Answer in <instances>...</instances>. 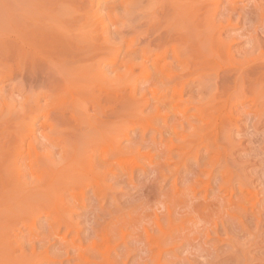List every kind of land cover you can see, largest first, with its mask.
Listing matches in <instances>:
<instances>
[{"label": "bare ground", "instance_id": "obj_1", "mask_svg": "<svg viewBox=\"0 0 264 264\" xmlns=\"http://www.w3.org/2000/svg\"><path fill=\"white\" fill-rule=\"evenodd\" d=\"M109 2H111V4ZM241 2L242 0H3V1L1 0L0 1V71L1 70L6 71L7 80L10 79L14 81L15 79V82H11V83H9L10 81L6 82V83L11 84V85L7 84V87L10 86L9 89L5 86L0 87V146H3L2 144H5L3 146L5 147L4 150L2 147H0L3 150L0 152V153L3 152L0 155V162H1L0 170H2L1 174H3L4 176L2 177V179H5L6 181L7 180L12 181V182H8L9 185L11 184L10 187L13 186L14 185L13 182H15V185L13 186V188L15 187L14 189H16V190L13 189L14 195L18 193V191H21L20 186L23 187L22 190L27 189L28 187L26 188L24 184L28 182L26 181L25 183L22 182L23 184L21 185V183L18 184L17 181L19 180V178L21 179V177L24 176V171L22 169L24 164H27L28 161H30L31 159H35V162L38 165V171L47 176L45 177V175L41 174V176L42 175L44 176V177L42 176L44 179H42L41 181L42 177H40V181L43 182L46 178L47 180H45L46 182H44L43 184L40 181H38V183L40 182L38 184L40 186H38L36 182H34L35 185L38 187L34 188L35 185L33 184L29 186L31 187V189L32 187L34 188L32 190L30 189L32 194L30 191L25 190L26 193L28 192L29 194L30 192L29 196L31 195L34 196L33 199L34 198H39V199L45 198L43 199L45 200V202L43 201L44 204H47L46 203L47 197L48 196L51 197V194L53 193L52 195H54L56 198L55 201L57 200V202H59L60 204H63L62 208L65 205L66 209H68L69 216L68 214L67 216L69 218H67L66 216V220L71 219V215L72 214L76 215V213L79 211L80 212L84 211L85 212V214L83 213L84 215H87V213H89L88 221L90 222V225L89 223L87 225L86 223L84 224L86 226L91 227V228L88 227V231H90L93 234L92 236L94 237L98 236L97 228L99 229L100 238L98 239L102 241V246L105 244L104 248L106 247L105 250L103 249L104 251L103 250L95 251L99 254V255L97 254L98 256L96 257H94V255L96 254H93L91 252V251L94 252L95 249L93 250V248H91L90 253L89 251L88 253L91 256L93 255L92 256L93 258L92 257L91 259H88L86 257L83 258L85 255V254L83 255V253H87V250H90L89 247L93 246V245L90 246L92 240L94 242V238L92 236L88 237V239L92 237L91 240L89 239L90 243H87L89 242L88 239H87L88 241L86 240L88 249L86 248L87 250L84 249L83 251L81 243L79 244L77 243L76 245H74L73 242L67 243L66 239H65L66 242H64V236L67 231L66 228H68V225H67L68 223L65 224L67 227L65 226L66 228H64L65 231L62 236V239H59L58 237L56 239L57 242L55 238L59 236L60 234L58 235L56 231L52 232L50 229L51 227H50L47 233V239L52 238V240H55V241L53 242L51 240V243H49L50 242L49 241L50 239H49L48 240L49 242H47V245H46V249L45 248L44 249L45 251H47L48 249H51L52 247H54V244L56 242L57 244V246H55L56 254L54 257V259L55 258L56 259L55 260L50 259L51 261L47 262V264H72L75 261H78V263L82 262V264H177V263L179 264L176 258L177 254L179 253V250L182 247L184 248L185 246L189 247V245L194 246L192 244L194 243L193 241L195 240V237H193L195 235L193 232L195 231L197 234L195 236H198L196 241L203 239V241L204 240L208 242L213 241V243H215L216 249L212 248L213 246H215L214 244H210L212 245V247H211V250L209 249V252L212 251V249L214 251L218 250V252H220V250H222V247L224 249V246H230L231 248H229V250L231 251H229L228 249H225V251L223 250L224 252H222L223 253L222 255H224L226 253V250H228L229 252L227 253V256L228 254H231L230 256H232V258L235 259V262L233 261L234 264H248V263L251 264L254 262V261L253 262L248 261V260L250 261L254 260V258L251 260L252 257H249L248 253L249 251H251L249 250L251 246H253L255 249L256 247L258 248V246L256 245H258L259 240L264 237L261 234L262 230L260 229V227L263 226L262 224L264 222L263 220L264 219V208L260 207L261 205H259V203L261 204L259 198H257L259 197V195L257 196V193L254 192L255 189H252L254 188V187H251L252 183L250 182L252 181L249 180V177L247 178L248 180L244 179V177L241 176L242 170L240 171L238 169L239 167L235 168L236 165H234V168H232V171H234L235 169L234 172L237 173V170H239L241 175L235 174L237 177L235 176L236 178L233 177V179L231 177V174L233 172L230 170L231 168L230 164L228 163L226 159H228L227 157L232 156L231 154L232 150L228 152L227 147L232 143V142L230 143L231 138L229 139V137L231 136L233 137L234 134L231 136H228L227 129H226L227 131L226 133H222L225 131V125H226L225 122L223 126L224 131L220 127L221 136H223V140L222 138L221 140L224 141L223 145L225 144L223 151L218 150V148L221 149L222 147V146H218V144L219 145L222 144V141L217 140L218 142H220L218 144H216L217 141H215L217 139L216 138L217 133L215 132L216 129L206 131L207 129H211L210 126L208 125L204 126L207 124V121H205L206 124H204V121H203V124L202 123L200 124V122H198L200 124V128L199 130L197 129L198 131L197 130L196 131L197 133L200 132L199 135L202 133L201 132L202 129L207 128L205 132L203 133V134L207 133L205 135L206 138L205 136H203V134L202 136H203V141L205 142L207 140L206 142L208 144L205 145L206 146L205 152H203L202 150V153H201V150H199V148L201 146L203 147L204 145V144L202 145L201 144L202 142L200 141L202 139L201 138L202 136H199V138H201L199 139L198 136L196 135L195 138L196 139L198 138V140L201 143L199 142V144L196 146L193 145L194 147L196 148L199 147V148L196 150V153L193 159L194 161L193 163H191L192 165L190 164L189 166V167L192 166L190 174L192 172L193 176L192 175L191 176L193 178L195 176L196 178L191 179L190 181L188 180V183H187L189 185L188 192H190L189 195L186 194L189 196L188 199L183 198L186 196L184 194L188 186L186 187L182 186V188H180L182 192L180 190L178 191L176 188V183H174L175 182L174 176H173L174 182L170 184L171 186L173 185L172 187L170 186L172 189V192L167 193L168 195L163 194V196L165 197L167 195V198L165 197L164 198L170 201L171 199L169 198H171V195L173 192L178 191L179 192V193L177 192L178 195L180 193H183L182 195H179V198L177 197V199L174 198L175 195L172 196V198H174L177 201L178 199H180L181 196H182V200L184 199L182 203L180 202L177 203L176 201L173 202V204L177 203V206H178L177 209L175 207L176 205H173L174 207L172 208L174 209L170 208V210L172 209L173 212L177 210L176 213L180 215L182 213L183 214L186 213L184 215L185 218L183 216L181 219H179L181 216L177 218L173 215V217L176 218V220L183 219L182 222L177 220L176 221L177 224H176L173 221L174 220L173 217H171L172 215H170L172 210L169 211L170 213L169 212L166 213L167 209L170 206H172L171 205L172 203L170 202L171 203L170 205L169 203H167L168 204L167 205L166 201L168 202V200L164 202V199L163 201H161L159 197L162 195L161 193L162 191L160 189L162 187L161 183H165L167 179L169 180V178L163 175V172L167 170V168H169L168 165L166 164V161L170 162L172 159V158L171 159L168 158L169 153L171 154L170 157L173 155L171 152L174 150H172L171 147L172 146L174 147V145L176 146V144H174L171 140L178 138V135L177 134L175 135L173 133L174 136L176 137H172L173 139L171 140L169 139L173 143V145L171 143H170V145H172L171 147L168 145V148L166 149V151H168V155L165 154L166 151L163 152L165 149L162 150L163 147H160L161 145H159L163 143L161 142L162 141V139L160 138L161 135L159 136V138L157 137L156 138L157 140H156L155 139L156 132H155L154 133L155 135L152 136L151 138L152 134L150 133H153L154 131L152 130L151 132L150 129H149L150 135L147 134L146 132H142V134L141 132H139L141 135H140V138L137 139V141H135L133 144H130V145L129 144L122 145L124 141H128L126 139H128V134H129L128 133L129 127L127 126V124L130 122L129 120L133 119L135 123V119L138 116H140L141 121H142V117H145V116L147 117V115H152V116L154 115L155 107H154V110L152 109L153 114L151 113V114H147L144 116L143 114H139L138 112L139 110H137L139 109L138 106L140 108L145 107L149 103V102H145L144 104L143 98H146L147 96L145 95V97H141L143 101L141 100L134 101L135 103L134 105L136 106L135 108H137L136 111L138 112L136 113L138 115L135 114V116L133 112L135 108L133 109L134 106H132L133 102H131L132 100L130 99V97L128 100H126V102L121 103V106L123 107H119V108H121V110L123 109L122 111H125V107L126 109L128 108L127 110H129V108L132 106L130 108L131 109L130 111L132 113L131 117L133 118L129 119L131 117H129L130 114H128L127 111H125V113L127 114H124V112L121 113V110L119 109L117 110V112L114 110L112 111V108L114 107L111 104L116 103L117 102L116 100H119L121 98L120 97L116 99V97L119 96L118 94H115L116 96H114V94L112 95L114 99H112V96L111 98L108 96L107 101L109 99L110 101H112L111 103L109 101L110 105L112 106V107L109 106L111 108L110 111L108 110L109 112H106L107 108H106V111L105 109L104 110L101 109L100 113H94V110H93V115L87 112V109L88 111L90 110L89 107L86 106V104H85L86 108L84 106L85 101L89 102V101H92L93 99H90L91 97L90 98L86 97L85 99L84 98L85 95H83L84 93H87L88 88L90 89V87L88 88L85 87L84 89L83 85H86V86L88 85L84 83H88V82L90 83L93 81L94 82L96 81L95 83H97V81H100L99 84H101V82L103 83L107 82L108 83L107 86L109 85V83L111 84V80L110 78H108L109 75L106 73L105 69L107 66L119 64L118 67H116V69L120 67L125 69V71L122 72L124 75L121 73V71H120V74H122L126 79L130 81L133 79L135 82L132 81V83H134L135 87L140 84H142V86L143 85L146 86V83L147 84L150 83L151 85H153L154 83L163 81L164 82L162 84L163 86L160 85L161 89L162 88L163 89L162 90L159 89V91L161 90L160 94L163 97H166L165 99H167V102H168L166 103L169 104V107H171L172 109V110L170 109L172 111L171 114L175 113L174 111L177 110L176 107L178 105L180 107L184 105L185 106L188 105L187 101L190 104L192 103V105L190 106L191 107L190 110L186 109L189 105L186 108H184L185 106L183 108L186 109L185 112L194 111L191 113V116L193 113H197V112H199L200 114V112H202L205 109H206L205 113L207 110H208L207 112L210 114L214 113L213 112L214 110H211V109L217 110V108L215 107L216 103L224 102V105L223 106L221 105L222 107L219 105L221 110L223 109L222 111L224 112L225 110H227V113L233 112L234 114V112H238L240 108H243L245 115L247 114L254 119L259 118L261 120L262 118H264V0H257L256 4H252V5L249 4L251 6H249L248 4L247 6L245 5L243 6ZM105 3H109V5H106ZM238 29H241L242 32L240 31L239 34H232L233 33L232 31H235V30L237 31ZM258 31L259 32L261 31L260 34L257 33ZM237 37H245V39L243 42H241L239 41L240 39L238 40ZM242 44H245V46L243 45L240 48L239 45H242ZM123 49H126V50L124 51ZM239 49H242V50H239ZM234 56H238L237 57L238 59H236V57L233 58ZM222 59L223 61L221 62L223 63L224 61H227L225 59H229L231 63L228 64L229 62L227 61V64H222V63L219 64V61ZM232 59H236V60L233 61ZM116 69H112V70L110 69V70L111 71L114 70V72L116 73V71H118V69L117 70ZM136 71H139L138 74H135L137 73ZM115 73H114V76L113 75H110V76L114 77L116 82H117V79L119 78L120 79L122 78L121 81H124L123 79L124 77H121L120 74H119L120 77L119 76L118 78L115 77L118 75L119 72L116 74ZM148 80L149 81L151 80V81L147 82ZM188 81L190 83V87H189L190 89L187 88V85H186ZM125 82L126 81H124V83ZM112 83L116 85L115 81H112ZM130 83H128L127 85H129ZM189 83H187L188 86H189ZM105 84H103V87ZM150 84L147 85L149 87H146V88H149V90L152 91V86H150ZM158 86H157V91H158ZM195 87H197V90H194V93L191 97L188 96L189 99L186 96L187 99L185 100L184 96L188 95L187 93H191ZM139 88H141V85L137 89ZM86 89L87 91L85 92ZM136 90H134L133 93H135ZM13 91L14 93L18 92L17 96L20 95V100L19 99L14 100L16 98H13L8 95ZM157 91L153 90L155 94L156 93L159 94V92ZM247 91H249L248 92L250 93L249 95H246L248 94L246 93ZM109 92L116 93L110 90ZM139 92L140 91H138V93ZM153 92L149 91L150 94L151 93L153 94ZM91 93L89 92L87 94H91ZM133 93L131 92V95ZM101 95L103 96L104 94H101ZM7 96L9 98H7ZM133 96L135 98V95ZM153 96H151L150 98V99H153L151 101L153 102V104H154V101L155 102L160 101L158 95L156 96L157 98H154ZM137 97L136 99H138ZM163 97L161 99H163ZM87 98H89L90 100ZM104 98H106V96ZM59 99L61 102L59 101ZM248 100L250 103H247ZM54 101H55V104L57 103L56 105H54ZM94 101L96 100L94 99ZM94 101H92L91 103H93ZM44 102H46V104ZM139 102H141L140 105H139ZM94 103H93V106L95 105L98 108L99 105H96L97 103L96 104ZM163 103L164 102L162 100V103L159 102L158 104H161V107H163V105L165 104ZM117 104L118 106H120V100H119V103ZM117 104H114V106H116ZM155 104L153 106H155ZM118 106L116 108H118ZM153 106L151 107L153 108ZM158 106H156V108H158ZM141 109H140V113L144 111V108H143V111H141ZM184 109H182V111ZM209 109L212 112H210ZM219 110H217L218 113L221 111ZM118 111H120L121 114H124L125 117H127L128 119V121L127 122L125 121L124 123L126 124L127 130L123 122L120 123L121 120L117 121L121 118L120 113ZM166 112L169 113V110H167ZM185 112L176 111L177 114H175V116L171 115L174 118H171L172 122L171 121L170 122L172 124H170L169 122V126L171 125L170 128H172L174 131L176 130L175 129L176 124L180 125L181 127L182 126L184 127V125L186 126V124L184 123L188 121L190 123L192 121L191 119L193 117L189 116L191 117L190 119L189 117L185 116L186 114ZM208 113L206 114L208 115ZM164 114L162 113V115ZM124 115H122V117H124ZM262 115L263 117L260 118ZM152 116H150V118ZM186 117L187 119L189 118L190 120L186 121ZM197 118L198 117H196V119ZM124 119L127 120L126 118ZM39 120H42V122H40ZM138 120L140 121V119ZM138 120H136V122ZM37 121L39 122L37 123V126H36L35 124ZM116 121L117 123H119V126L122 124L120 126L121 131H122V128H125L123 132H121L120 129H117L119 128V126L116 123H114V125L116 124V126H118L115 129L117 132L114 130L115 126L113 127L112 126L113 124L111 123L116 122ZM133 121L130 122V124H133ZM165 121L167 120H164V122H160L159 124L161 123L165 124ZM196 121H198V119ZM137 123L140 124V122H137ZM174 123H175L174 125L175 128H173ZM255 123L259 124L258 119L257 121H255ZM130 124H128L130 128H133V127L135 128L137 126L136 123H135L136 125L133 124L134 126ZM150 124H152L151 120H150ZM208 124H210L209 121H208ZM155 125L152 124V127ZM190 125L188 126L190 127ZM201 125L204 127L202 128ZM145 126L147 128V125ZM163 126L165 127V125ZM163 126L161 124L160 127L162 128V130H160L161 128H158L157 130L163 131ZM188 126H186L187 129H188ZM194 126L197 127L196 124ZM137 127L140 128L141 126L139 125ZM177 127L179 129V126ZM165 128L166 129H164V131L169 129L167 127ZM186 128L185 127L184 129L181 128V131L182 130H184V132L188 131L186 130ZM193 128L192 130L195 131ZM189 130H191V128H189ZM118 131L121 132L122 135L121 133L120 135L117 134ZM181 131H178V132H181ZM193 131H188V132H193ZM169 132L172 133V131L170 130ZM217 132H218V129H217ZM171 133L170 134L167 133L169 135L165 133L166 134L165 139L167 138V136H170L169 138H171V136H173ZM146 134L149 135L150 137L146 136ZM163 135L164 134H162V136ZM119 136H122L123 138ZM186 136L188 137L186 138L187 141H184ZM186 136L184 135L183 140L181 139V137H180L181 140L178 138L180 140L179 141L180 144L181 142L184 141V146L189 144L188 141L190 142V140L188 139L191 138V134L189 135L188 133V135ZM121 138L124 139V141L122 140L123 142H121ZM195 138H191L193 140L192 143H194ZM146 139H149L147 140L149 142L145 141ZM158 139H161V141ZM213 139H215L214 140L215 143ZM254 140L256 141V139ZM1 141L3 143H1ZM156 141L157 142L159 141L158 142L159 144H157ZM168 142L169 141L167 140L166 144ZM185 142H187V144H185ZM104 143H107V145L109 144L108 145L109 147L107 148L106 147L107 145L105 144L106 148L102 150L101 148H99V145L101 144V147H102ZM150 143H152L151 144L152 148L156 144L157 146L154 148L158 147L160 148L158 150H162L159 153L160 157H158V154H156L157 159L155 157L154 159L158 160L159 158V160L160 159L164 160L163 162L165 163H163L161 160L159 162L158 160L157 162L159 164L156 162L157 163V165H155L156 167H154V164H152V166L155 169H153L150 164L149 166L153 169V171H155L154 175H152L153 171L150 167L149 168L151 169L150 170L151 172H147L146 174L150 176L151 175L154 176L153 181L150 180L151 178L149 177L150 179H147V180H150L152 182L148 184L144 182L147 180L143 178L144 180L143 181L141 179L143 181V185L140 188L138 187L140 186L138 184L140 181H138L137 183V181L134 179L135 177H134L133 168L131 166H128L129 164L127 165L129 160L127 159V162L125 160L126 165L124 162V166H121V167H118V166H119V163L123 162V159H122L123 157L129 156V157H132V159H134L135 156L142 155L141 151L143 150H141V148L144 149L145 146H147V148H150L149 146ZM195 144H197V141ZM6 145H8V147ZM111 145L113 146V149H110ZM162 146H164L165 148L166 146L165 143H163ZM258 146L256 145V147ZM187 147L188 146H186V148L183 147L184 149H187V151L189 150V152H186V153L189 154L193 152L194 154V150L196 148L192 149V151L190 152V149L193 147L190 146V144H189L190 148H187ZM147 148L145 147L144 149L145 152H142L144 156L146 155L144 153H146V151L149 150ZM169 148L172 150L171 152H169L168 150ZM31 150H33L32 154H31ZM214 150L221 151V153L223 152V159L219 163L218 162L214 163L213 160L209 161V159H211L210 157L207 160V156L210 153H212ZM23 151H25L24 154L26 155L22 154L24 155L22 157L21 153ZM177 151H179V149ZM156 153H158V151H156ZM176 153L178 152L175 151L174 155H176ZM181 153L179 155L177 154L176 157L174 156L176 160L177 158H179L178 159L179 161L182 159V158L180 159L179 157L180 155L182 157ZM153 154L154 152H152L151 155ZM183 155H185L184 152H183ZM163 156H165L169 160H167L165 157H164L165 159H162ZM203 156H205V160H202ZM150 158H153V157L151 156ZM138 159L139 158H137L136 162L142 160L141 158L139 160ZM108 161H111L110 163L112 165H113L112 161L115 162L114 163L115 167L118 164L116 168H119L120 171L118 173L116 172L110 173L111 171L108 172L109 168L111 167H112L111 169L113 168L116 169L115 167L109 165ZM134 161L135 160L131 162V159H130L129 163H132V165L133 164L136 165L137 167L133 165L135 169L136 168L138 169V166L139 168L141 167L142 168L141 170L143 173L142 172L140 173V177L141 175H144L143 177H145L146 175L145 172L147 171V170L145 171V169H148V168H146L145 165H144L145 168H143V165L141 162H140L141 165L139 163L137 165V163H133ZM116 162H119V163H116ZM230 162H232V159ZM234 163L236 164V162ZM144 164H146V161ZM147 164H149V162H147ZM27 165L25 166L27 170L25 168L24 169L26 170V173H29L30 170L28 171V169L30 167L28 166L29 168H27ZM120 165H122V163ZM177 167L178 166H176L175 168ZM104 168L105 169L107 168V171L103 172V170H105ZM171 169L174 171L173 167ZM97 170H100L101 172L100 171L98 172ZM172 170L170 172L175 174V172H172ZM230 171L232 173H230ZM94 172H96L98 175ZM187 172H189V170ZM33 173L30 172L28 176L30 175L32 176ZM86 173H89V174L92 173L91 177H93L96 174L97 176L96 175L95 176L97 179H98V176L100 177V175L103 174V176L101 175L102 177L100 178L101 179L104 178L111 182V183L110 182L107 183L111 189V192L109 193L108 190L106 189L107 192L110 194L109 198L111 199L115 198L114 197L115 193L117 192L120 193L121 192L120 190L123 191L124 188L125 190L127 188L128 190L131 189L133 191L134 190L133 188H135L134 181H136L137 183L136 186L138 187V189L135 188L134 191L139 190L140 192L139 194L141 195V196L139 195L140 199L141 197H144L143 199H141V202L139 201L140 200L139 199L138 202L140 203L136 205L137 207L135 206L136 209H138L140 213L138 212L137 214L136 211H134L136 209L134 210L132 209V211L134 212L133 215L137 217L134 218V220H132L133 217L129 216L132 213L128 214L130 213L131 210H127V207H126L125 210L128 211L127 213L128 217L130 218L132 217L131 220L130 218H126L127 216H126V213L123 212L124 210L123 211L121 210L120 212V207H119V210L117 207H115L117 206L115 204L116 202L115 199H114V203L112 202L113 204L109 203L110 201H112L109 199L110 200V201L108 200L109 206L104 208L108 204L103 206L102 205L103 200L99 204L98 203L99 201L97 202L98 198L96 197L95 192H92L90 194L89 200L87 199L88 202L84 201L86 197L85 198H83L84 196L81 197L82 196L81 194H80L81 199H75L74 194H73V189L77 190L76 189L77 186L76 184L73 185L72 182H75L76 180L79 181L81 178L83 179V176ZM169 173L168 175L167 174L166 175L169 176L171 174ZM1 174H0V177H1ZM184 174L182 173V176H184ZM213 176L215 178H213L212 180H214L215 184L218 183V185H216L217 188H215L216 186L213 187L215 188V192L213 191V194L209 192L211 195H213L212 199L210 200L208 198L209 197L208 189H210L209 187H212V186L209 185V183H207L206 181L208 179L210 180L211 177ZM85 177H88V176H85ZM202 177L207 179L206 181L202 180L204 181V183H207V184L205 186V184L202 183L204 186H202L201 188L199 186H201ZM93 178L96 179L95 177ZM100 178H99V181L101 182L98 183V185L96 184V182L95 183L91 181L90 182L94 183V186H99V187L105 186L103 185V183L105 182L102 183V180ZM177 178L179 179V177ZM182 178L183 177H181V180ZM15 179L17 180L15 181ZM32 179L35 180V178H32ZM89 179H90V176H89ZM263 179L262 181H264ZM157 180L161 182L160 183L161 186H158L159 184L157 183ZM80 181H79V184L84 183L87 186L88 182H86V180L85 181L82 180L83 182L82 181L80 182ZM96 181L98 182V180ZM184 182H181V183H184ZM99 184H102V185H99ZM4 185L7 186L6 184ZM9 185L7 187L10 190H12V188H10ZM16 185H18L20 188L18 187L16 188ZM178 185L179 184H177V186ZM7 187L6 189L8 191ZM183 188H185V192ZM196 188H199V190L204 189L201 192L202 196L198 195L199 190L197 189L198 191H196ZM115 189H120V190L116 191ZM106 190L102 188L101 193L102 191L104 192ZM261 190H264V188H262ZM15 191L17 192L15 193ZM11 193L9 194L8 192L6 196L10 195L12 196V198L10 199L14 200L15 198L13 199V194L11 195ZM19 193H18L19 194L18 196L15 195L16 198L18 197V198L23 199L27 195V194H24L25 192L23 193L24 195L23 194L21 195L22 192H19ZM86 193H88V191H86ZM108 193L106 194L107 195L106 197H108L109 195ZM177 193H173V194H176L177 196ZM263 193L264 191L261 192V195ZM86 195H89V193ZM101 195H103V193ZM234 195L237 196V198L235 197V200L233 198ZM10 196L7 197V200H6L7 202ZM32 196L31 198L30 197L29 198L32 199ZM139 196L137 198H139ZM26 198H24L25 200L23 199V201L21 199H20L21 201L17 200L19 201L18 206L21 205V202H23L22 203L23 205L25 204L24 202L29 200V199L26 200ZM53 198H51L50 201L47 200V202H52ZM10 199L8 202L9 205L7 204V206H9L11 210H14L11 208L12 205H14L15 209H17L18 211L19 210L18 208L22 207V205L18 207L16 204H13L15 203L16 199L14 201H11ZM104 199L106 201V198ZM158 200L160 202H158ZM34 201L37 202L39 200L36 199ZM34 201H33V204L34 203L36 204V202ZM10 202L12 203L10 204ZM39 202H38L39 204H37L38 205L37 207L39 208H35L36 207L35 205L34 209H38V210L40 209L42 211L43 208H46L45 207L46 205H44V207L41 209L42 207L41 204L43 205V202L42 200H40ZM157 203H160L161 205L162 203H164L165 205L163 204V206L167 205L168 208L166 209L167 206L166 207L162 206L163 208L161 207L160 208L163 210H160L159 208L160 204H157ZM33 204H31V206H33ZM49 204H52V203H49ZM85 204L86 206L91 204L89 206L93 207L92 210L90 209L91 208L90 207L89 209L91 211L89 210L88 212L87 210L86 212V210H84L86 209ZM154 204L158 206L157 207L153 206ZM263 204H264V201L262 203V206L264 207ZM130 206L132 207V205ZM152 207L154 208L156 207L157 209H159V211H164L165 213L161 212L162 214H165V215H162V217L168 218V215H170L169 220L173 219L172 222L174 223H171L168 220L169 226L168 224L167 226H164L163 224L165 223L163 222L166 219L164 218L165 220H163V218L160 216H157V217L162 219V222L160 219L161 223L158 222L157 220L158 218L157 219L155 218V220L153 219L152 221V218L155 215L154 210H157ZM66 209H64V211H66ZM82 209L83 211H81ZM151 209H152V212L147 211ZM11 210L9 211L10 213L12 212ZM40 210L39 212L40 214H42L43 212L41 213ZM145 210L149 213H147ZM227 210L228 211L230 210V214H228ZM15 211L16 210H14L13 213ZM33 211L35 212L36 210H32V212ZM142 212H146L147 214H154V215H152L153 217L149 215V217L151 218H147V214L144 215L145 214L144 213L143 214L144 216H143L141 214ZM63 213L64 215L66 214L65 212ZM123 215L125 216L123 217ZM138 215L144 218L143 219L144 221H142L143 223L144 222L146 223L145 221L146 219L147 221H149L147 223H150V221L153 222L151 223L152 225H149L147 223H146L147 225L145 223L143 224L141 222L140 216H139L140 220L138 219ZM186 216L189 217L188 221L191 225L193 224L198 225V226L202 225L201 228L199 227V229H201L200 231L198 228L197 230L194 227L190 226L188 221L186 222L187 225L186 226L184 225L185 227L183 226L186 230H188L187 229L188 225L190 226L187 232L190 234V236H192L191 232H189V231H192V233L194 234L192 236L193 238H190L188 236V233L183 227H179L181 226L180 223H183L184 219L186 220L187 218ZM12 217L15 218V213H14V216ZM122 217H123V220L129 219L132 222H128L129 220H127L126 222L122 221L121 223L120 220H122ZM135 219L139 220L138 225L134 223L136 222ZM62 222L63 220L60 221V223ZM127 222L130 223V225L132 224V227L135 224L132 229V232L129 233V234L132 233L131 237L129 238L127 237L129 236L127 234L129 231L127 230L129 229L128 227L130 226L128 227L126 226L128 229L126 230L125 228L123 230L125 231V233L121 232V230L123 229V223L126 224ZM21 223H23L22 220H21ZM73 223L74 222H72V225ZM117 223H120V224L117 225ZM170 223L175 226L172 225L173 226L172 227ZM91 224L96 226L95 227L96 230L95 229L92 230ZM11 225L13 224L11 223ZM62 225H64V223ZM116 225L118 226V228H120L119 225H122L121 227L122 229L120 228L121 230L116 229V230H119L118 232L121 234L115 233L117 232L115 231ZM48 226H50V224ZM198 226H195V227H198ZM11 229L10 231H12ZM193 229L195 230L193 231ZM230 230H232V234ZM84 231L87 232L86 230ZM94 231H97V233ZM197 232L199 233V235ZM233 232H235L234 233L235 235H233ZM114 233L118 235L117 237H119L117 238L118 242H114L116 240V238L114 237L115 236ZM113 234H114L113 238L115 239L111 238ZM123 234H127L126 235L127 238L123 236ZM45 235L46 234H44V238L46 237ZM84 235L86 234L84 233ZM84 235H82V237L80 235L81 238H78L79 240H82V243H84L83 239L85 240L86 238V236ZM120 235L121 237L123 236L125 239L121 240ZM76 236L78 237V235ZM238 236L242 237L240 240H242L243 238H247V237L249 239L248 238L247 240L243 239L242 241L245 240V242L241 243L242 241H239L238 240L239 238L237 239ZM260 236H262V238H259ZM44 238H43V241H44ZM73 238L69 241H72ZM98 239H95V241ZM111 240H114V241L111 242ZM94 244L96 245V243ZM100 246H101V243L99 245V249L102 248V247L100 248ZM203 247H201V249ZM3 250L6 252L5 249ZM203 250H207V249L203 248ZM206 252L209 253L208 251ZM43 255H48V254H43ZM179 255H178V258H179ZM185 255L186 254H184V256ZM217 255L218 257H220L219 254ZM211 257L213 258V255ZM14 258L16 259L15 256ZM206 258H209V257L207 256ZM210 259L211 258H209V260ZM180 262H181L180 264L183 263L182 261ZM185 262L186 261L184 260L183 264H186ZM78 263L75 262L74 264H78ZM7 264H10V262Z\"/></svg>", "mask_w": 264, "mask_h": 264}, {"label": "rangeland", "instance_id": "obj_2", "mask_svg": "<svg viewBox=\"0 0 264 264\" xmlns=\"http://www.w3.org/2000/svg\"><path fill=\"white\" fill-rule=\"evenodd\" d=\"M0 1H1V0H0ZM2 1H3V0H2ZM251 2H252V3H251ZM254 2H255V3H254ZM109 3L111 4V2H109ZM109 3H105V4H106V5H109ZM256 3H257V0H256V1H255V0H242V2H241V4H242L243 6H244V5L247 6V4H248V5H249V4L252 5V4H256ZM251 5H249V6H251ZM240 31L242 32L241 29H238L237 31L235 30V31H232L233 33H232V32H230V33H232V34H239ZM262 31H263V30H262ZM260 32H261V31H260ZM260 32L258 31L257 33L260 34ZM230 33H229V34H230ZM251 34H253V33H251ZM262 36H263V35H262ZM237 38H238V40L240 39L239 41H241V42H243L244 39H245V37H237ZM243 45L245 46V44H242V45H239V47L241 48V46H243ZM123 50L125 51L126 49H123ZM239 50H242V49H239ZM235 57H236V59H238V58H237L238 56H234L233 58H235ZM236 59H232V60L234 61V60H236ZM225 60H227V61L229 62L228 64L231 63V61H230L229 59H225ZM221 61H223V59L219 61V64H221V63H222V64H227V61H224V63L221 62ZM118 65H119V64H118ZM118 65L107 66L106 69H105V70H106V73L109 75L108 78H110V80H111V84L109 83L108 86H107L108 83L105 82L107 79L104 81L106 84L103 83V82H101V84H99L100 81H97V83H95L96 81H95V82L93 81L94 83H93V82H90V83H89V82H88V83H84V84H88L87 86H86V85H83L84 89H85V87H86V88L90 87V89L88 88V91H89L90 93H91V92H92V93L94 92V93H93L94 96L92 95V93H91V94H87V93H89V92H88L87 89H86L85 92L87 91V93H84V94H83V95H85L84 98L86 99V97H89V98L91 97L90 99H93L92 101H94V99H95L96 101H94L95 103H94V102H93V103H94V104L97 103L96 105H99V107L97 108V106H95V105L93 106V103H91L92 101H89V102L85 101V102H84V106H85V104H86V106H88L89 109H90L89 111H88V109H87V112H89V114L91 113V115H93V110H94V113H100V112H101V109H102V110L105 109V111H106V108H107V111H106V112H109V111L111 110L110 107L113 106L114 108H116V107L118 106L117 103H119V100H120V106H118V108H116V109L112 108V111L114 110V111L117 112L118 109L121 110V108H119V107H123V106H121V103H122V102H126V100H128L129 97H130V99L132 100L131 102H133V104L131 103L132 106H134L133 109L136 107V106L134 105V104H135L134 101H136V100H138V101H140V100L143 101V100H144V104H145V102H149V103L146 105L147 107H146V106H145V107H141L142 109L137 105L139 109L135 108V110H133V112H134V116H135V114L138 113V112H139V114H143V116H144V115H147V114H151V113L153 112V110H154V107H155V110H156V111L154 110V115H155L156 117H155L154 115H153V116H152V115H147V117H149V118H147V117L145 116V117L147 118V119H146L145 117H142V115H141V117H142V121H143V122L141 121L140 116H138V117L135 119V123L137 124V126L140 125L142 128H141V127L139 128V127H137V126H136L137 128H136V127H135V128H134V127H133V128H130V126H129L128 124H130V122L133 121V119H132L133 117H131V114H132V113H131V111H130V110H131L130 108H131L132 106L130 105L131 107L129 108V110H127L128 108L126 109V107H125V111H127L128 114H130L129 117H131V118H129V119H132V120H129L130 122L127 124V126L129 127V131H128L129 134H128V139H126V140H128V141H124V139H122V138H123L122 136H119V137H122V138H121V142L124 141V143H122V145H123V144H124V145H127V144L130 145V144H133L135 141H137L138 138H140V135L142 134V132H146L147 134H149V133H150V130H151V132H152V130H153L154 132H153V133H150V134H152V135H151V138H152V136H154L155 134H156V135H155V139H156L157 137L159 138V136L161 135L160 138L162 139V141H161V139H158V140H160L161 142L165 143V145H166L165 148H164V146H162L163 143L160 142L161 144H159V143H158L159 141H158V142L156 141L157 144L161 145L160 147H163L162 150L165 149L163 152L166 151V149L168 148V145L171 147V146L173 145V143L176 144V146L174 145V147H175L176 150L174 149L173 146L171 147V149L174 150V151H172L170 148L168 149L169 152L172 151L171 153L173 154V155H172L173 157H172V156L170 157V155H171L170 153H169V155H168V151L165 152V154H167V155L169 156V157H168V156L166 155L168 158H170V159L172 158V159H173V160L171 159V161H170L171 163H170L169 161H166V160H165V161H166V164L168 165V167H169L170 169L173 167L174 171H173L172 169H171V170H172V172H175V174L171 173V172H170L171 170H170L169 168L166 167L167 170H165V171H166V172L168 171V172H167V173H166L165 171H164V172H165L167 175H168L169 172H170L171 174L169 173L170 175L167 176V175L163 172V175L166 176L167 178H169V180L167 179V180L165 181V183H161L160 181H158L159 179L157 180V183L159 184L158 186H161L160 183L162 184V187L160 188L161 191H162V192H161L162 195L159 197V199H161V201H163V199H164V202H165L166 200H168V199H165V198H167V195H168L167 193H171V192H172L171 187H172L173 185L171 186L170 184H172V182H174V178H175V182H174V183H176V188H177V190H178V191H179V190L181 191L180 188H182V186H183V187H184V186H185V187L188 186V187H187V190H186V192H188V188H189V185L187 184V183H188V180L190 181L191 179L196 178L195 176H194V178L192 177V176H193L192 172H191V174H190V171H191L192 166L189 167L190 164L193 163V161H194L193 159H194V155H195V153H196V150L199 148V147L196 148V147H194V146L198 145L199 142L201 141L202 143H201V142H200V143H201L202 145L204 144L203 147H202L201 145H199V146H201V147L199 148V150H201V153H202V150H203V152H205V150H206V149H205V147H206L205 145L208 144V143L206 142L207 140H206L205 142L203 141V136H205V135L207 134V133H205V134H203V133L205 132V130H206L207 128L202 129V131H201L202 133H201L200 135H199L200 132L197 133V131H198L199 128H200V124H201V123L203 124V121H204V124H206L205 121H207V124L204 125V126H207V125H208V126H210L211 129H207L206 131L213 130V129L215 130V129H216L215 132L217 133V136H216L217 139H216V140L213 139V141H214V140H215V141H217V140H218V141H219V140L222 141V140H223V136H221L220 129H221V128H222V130L224 129L223 126H224L225 123H226V125H227L228 127L225 125V131L223 130L224 132H222V133H226V132L228 131V136H231V135L234 134L233 137H232V136L229 137V139L231 138V139H230V143H231V142H232V143L227 147V148H228V150H227L228 152H229L230 150H232V151H231L232 156L227 157L228 159H226V160H227L228 163L230 164V167H231L230 170H231V171H232V168H234V165H236L235 168L239 167L238 169H239L240 171L242 170V171H241V172H242V175H241V173H240L239 170H237V173L234 172V171H235V169H234V171H232L233 173L230 171V173H232V174H231V177H232V179H233V177L236 178L237 176H236L235 174H237V175L240 174V175H241L242 177H244V179H246V180H248L247 178L249 177V180L252 181V182L249 181L250 183H252V184H251V187H254V188H252V189H255L254 192L257 193V196L259 195V197H257V198H259V200H260V202H261V204L259 203V205H261L260 207L264 208V207L262 206V203H263V201H264V193L261 195V192L264 191V190H261L262 188H264V186H263V185H264V183H263L264 181H262V179L264 178V145H263V144H264V141H263V140H264V120H263L264 118H262L263 115L260 117V118H262L261 120H260L259 118H257V119H258V122H259V124H258V123H255V121H257L256 118L254 119V118H252V117H250L249 115L246 114V115L248 116V118H247V116L245 115V112H244L243 108H240L239 111H238V112H234V114H233V112H228V113H227V110H225V112H224V111H222L223 109L221 110V108H220L221 105H222V106L224 105V102H223V103H222V102H220V103L217 102L216 105H215V107L217 108V110L220 109L221 111H220V110H219V111H220L221 113H220V112L218 113L217 110H215V109H211V110H214V111H213L214 113H215V111H216V113H215V114H214V113H211V114H210V113L207 112V111H208V110H207V111H206V113H208V115H207V114L205 113V110H206V109H205V110L202 111L203 113L200 112V114H199V112H197V113H193L192 116H191V113L194 112V111H192V112H191V111H189V112H185L186 109H189V110H190V108H191L190 106L192 105V103L190 104V103L187 101V103H188L189 106H188V105L185 106L184 104H182V105H184L185 107L182 106V105H181L182 107H180V106L178 105V106L176 107V109H177L176 111H178V112H185V113H186V114L184 113L185 116H187V117H189V116L193 117L192 119H191V117H189V118L192 120L190 123H189V121H188V120H190V119H189V118L187 119V117H186V121H188V122L184 123V121H185V120H184L183 123L186 124V126H188V125L191 124L190 127L188 126V129H187L186 126L184 125V127L186 128V130H188V131H193L192 128L194 127L193 129H194L195 131H193V132H188V131L184 132V130L181 131V128L184 129V127H183V126L181 127L180 125H177V124H176V128H175V127H174L175 123H174V124H173V128L176 129V130H175L176 132H175L172 128H170L171 125L169 126V122L171 121V118H174V117H172V116H173V115L175 116V114H177V113H176V111H174L175 113L173 112L174 114H171V112H172L171 110H172V109H171V107H169V104H167L168 102H167V99H165L166 97H163V96L160 94V93H161V90L163 89V88L161 89V86H163L162 84H163L164 82H163V81H160V82H158V83H154L153 85H151V84L149 83L150 86H152V91L149 90V88H146V87H149V86H147V85H149V84H147V83H146V86L143 85L145 88L142 86V84H140V85H141V88L137 89L138 87H140V85H137V86L135 87V86H134V83H132V81L135 82L133 79H132L131 81L128 80V79H126V78L123 76L124 74L122 73L123 71H125V69H123L122 67L117 68L118 71H116V73H118V72H119V73H118V75L115 76V77L118 78V76H119V74H120V71H121V73L123 74V75L120 74L121 77H124V78H123L124 81H126V82L129 81V82H127V83L125 82V83H124V81H121L122 78H121V79H120V78L117 79V82H116L115 78H114V77H111L110 75H113V76H114V73H115V72H114V70H113V71H111V70H112V69H116V67H118ZM110 69H111V70H110ZM117 69H116V70H117ZM109 71H111L112 73L114 72V73L112 74V73L109 72ZM136 72H137V73H135V74H138L139 71H136ZM2 73H4V74H2ZM116 73H115V74H116ZM107 74H106V75H107ZM0 75H1V77H3V78L0 77V87H1V86H5V87H7V84H9V83H11V82H15V79H14V81H12V80H10V79L7 80V73H6V71L1 70V71H0ZM4 77H6V78H4ZM119 77H120V76H119ZM1 79H2V80H1ZM108 80H109V79H108ZM110 80H109V81H110ZM118 80H119V81H118ZM8 81H10V82H9V83H6V82H8ZM109 81H108V82H109ZM112 81H115L116 85H114V84H113L114 82L112 83ZM150 81H151V80H150ZM150 81L148 80L147 82H150ZM130 82H131V83H130ZM91 83H92L93 85H92ZM102 83L105 84L104 87H103V84H102ZM128 83H130V84L127 85ZM187 83H189V81H188ZM187 83H186L187 88H189V87H190V83H189V86H188ZM196 83H197V82H196ZM122 84H123V85H122ZM131 84H133V85H131ZM158 84H159V86H158ZM197 84H198V83H197ZM9 85H11V84H9ZM121 85H122V86H121ZM125 85H126V86H125ZM155 85L158 86V91H157V86H155ZM160 85H161V86H160ZM96 86H98V87H96ZM129 86H130V87H129ZM153 86H155L156 88L153 87ZM91 87H92V88H91ZM114 87H116V88H114ZM125 87H126V88H125ZM131 87H132V89H131ZM142 87H143L144 89H143ZM159 87H160V88H159ZM7 88L9 89L10 86H8ZM7 88H6V89H7ZM94 88H96V89H94ZM120 88H121V89H120ZM134 88H136L137 90L134 89ZM92 89H93L94 91H93ZM100 89H101V90H100ZM112 89H113V90H112ZM123 89H124V90H123ZM140 89H141V90H140ZM146 89H147V90H146ZM150 89H151V87H150ZM159 89H161V90L159 91ZM189 89H190V88H189ZM95 90H96V91H95ZM97 90H98V91H97ZM99 90H100V91H99ZM109 90H110V91H114V92H116V93L109 92ZM115 90H116V91H115ZM134 90H136L135 93H133ZM153 90H156L157 92H159V94H158V93L155 94V92H153ZM194 90H197V87H195L191 93H187L188 95H185V96H184V97H185V100H186L187 98L189 99L188 96L191 97V96L193 95ZM138 91H140V92L138 93ZM149 91H150V92H153V94L151 93V94H152V95H151V94L149 93ZM15 92H16V91H15ZM120 92H121V94H120ZM126 92H128V93H126ZM131 92L133 93L132 95H131ZM248 92H249V91H247L246 93H248ZM9 93H10V92H9ZM11 94H12V95H11ZM97 94H99V95H97ZM101 94H104V95L106 96V98H104L105 96H104V95L102 96ZM110 94H111V95H110ZM113 94H114V96H116L115 94H118V95H119V96L116 97V99H117V98H120V97L123 99V100H122L121 98H120L119 100H116V99H115V100L117 101V102L114 101V102H116V103H114V104H117L116 106H114L113 103L111 104L112 106L110 105V103L112 102V101H110V99L107 101L108 96L111 98V96H112ZM123 94H124V95H123ZM154 94H155V95H154ZM249 94H250V93H248V94H246V95H249ZM8 95L11 96V97H13V98H16V99H14V100H17V99L20 100V95L17 96V95H18V92H17V93H14V91H13V92H11V93L8 94ZM90 95H91V96H90ZM133 95H135V98H134ZM136 95H137L138 97H137ZM142 95H144V96H142ZM145 95L147 96V97H146L147 99H146V98H143V100H142L141 97H145ZM150 95H151V96L154 95V96H153L154 98H157L156 96L158 95V97H159V99H160L159 102L162 103V100H163V102L165 103V104L163 103V104H164L163 107H161V104H158L159 102H155V101H154V104L156 103L157 105L155 104V106H153L154 104H153V102H151L153 99H150V98H151ZM92 96H93V97H92ZM99 96H100V98H99ZM126 96H127V97H126ZM132 96H133V97H132ZM186 96H187V98H186ZM11 97H10V98H11ZM95 97H96V98H95ZM97 97H98V98H97ZM102 97H103V98H102ZM136 97H137L138 99H136ZM162 97H163V99H161ZM7 98H9V97L7 96ZM13 98H12V99H13ZM89 98H87V99H89ZM124 98H125V99H124ZM139 98H140V99H139ZM90 99H89V100H90ZM112 99H114L113 96H112ZM112 99H111V100H112ZM145 99H146V100H145ZM97 100H99V101H97ZM55 101H56V100H55ZM55 101H54V105H56V104L58 103V102L56 101L57 103L55 104ZM59 101H60V99H59ZM102 101H103V102H102ZM109 101H110V103H109ZM138 101H137V102H138ZM60 102H61V101H60ZM101 102H102V103H101ZM166 102H167V103H166ZM44 103L46 104V102H44ZM89 103H90V104H89ZM98 103H99V104H98ZM128 103H129V102H128ZM128 103H127V104H128ZM140 103H141V102H139V105H140ZM187 103H186V104H187ZM218 103H219V104H218ZM247 103H250L249 100L247 101ZM88 104H89L90 106H89ZM106 104H107V105H106ZM123 104H125V103H123ZM136 104H137V103H136ZM142 104H143V102H142ZM152 104H153V105H152ZM166 104H167V105H166ZM91 105H92V106H91ZM128 105H129V104H128ZM158 105H159V106H158ZM219 105H220V106H219ZM232 105H233V103H232ZM86 106H85V108H86ZM100 106H101V108H100ZM109 106H110V107H109ZM151 106H153V108H152ZM156 106H158V108H156ZM166 106H167V107H166ZM187 106H188V107H187ZM222 106H221V107H222ZM90 107H92L93 109L90 108ZM168 107H169V108H168ZM183 107H184V108L187 107V108L184 109ZM215 107H214V108H215ZM96 108H97L98 110H97ZM108 108H109V109H108ZM143 108H144V111H143ZM145 108H146V109H145ZM178 108H179V109H178ZM136 109L139 110V111L137 112ZM140 109H141V111H143V112L140 113ZM152 109H153V110H152ZM170 109H171V110H170ZM182 109H184V110L182 111ZM99 110H100V111H99ZM108 110H109V111H108ZM122 110H123V109H122ZM122 110H121V113L124 112V114H127V113H125V111H122ZM147 110H148V111H147ZM167 110H169V113L166 112ZM209 110H210V109H209ZM211 110H210V112H212ZM241 110H242V111H241ZM105 111H104V112H105ZM162 111H163V112H162ZM102 112H103V111H102ZM118 112L120 113V111H118ZM146 112H147V113H146ZM155 112H156V113H155ZM121 113H120V117H121L122 119L119 117L120 119L117 120V121H120V120H121L120 123L123 122V124H124L125 121H126V122L128 121V119H127V117H125L124 114H121ZM159 113H160V114H159ZM162 113H163V114L166 113V114L162 115ZM229 113H230V114H229ZM231 113H232V114H231ZM152 114H153V113H152ZM189 114H190V115H189ZM219 114H220V115H219ZM122 115H124V117H122ZM136 115H138V114H136ZM157 115H159V116H161V117H159V116H157ZM171 115H172V116H171ZM193 115H194L195 117H194ZM132 116H133V115H132ZM150 116H152V117L150 118ZM162 116H163V117H162ZM177 116H178V115H177ZM236 116H237V117H236ZM238 116H239L240 118H239ZM166 117H168L169 119L166 118ZM196 117H198V118H197L198 121H196V120H197ZM249 117L252 118V119H250ZM124 118H126L127 120H125ZM134 118H135V117H134ZM157 118H158V119H157ZM165 118H166V119H165ZM234 118H235V119H234ZM40 119H42V118H40ZM117 119H118V118H117ZM138 119H140V121H139ZM143 119H144V120H143ZM194 119H196V120H194ZM232 119H233V120H232ZM122 120H123V121H122ZM136 120H138L137 122H140V124H138V123L136 122ZM150 120H151L152 124H154V125L156 124V125L152 127V124H150ZM156 120H157V121H156ZM161 120H162V121H161ZM164 120H167V121H165V124H164V123H161V124H162V126L165 125V127L169 128L168 130H166L167 132L164 131V129H166L164 126H163V131H159V130H157L158 128H161V127H160L161 124H159V123H160V122H164ZM172 120H173V119H172ZM193 120H194V121H193ZM39 121L42 122V120H39ZM39 121L36 122V124H35L36 126H37V123H38ZM117 121L111 123V124H113V125H112L113 127L115 126L114 130L119 126V123H117ZM144 121H145V122H144ZM147 121H149V122H147ZM158 121H159V122H158ZM208 121H209L210 124H208ZM222 121H223V122H222ZM141 122H142V123H141ZM154 122H155V123H154ZM157 122H158V123H157ZM171 122H172V121H171ZM171 122H170V124H172ZM198 122H200V124H199ZM224 122H225V123H224ZM114 123L118 124V126H116V124L114 125ZM135 123H134V121H133V124H135ZM143 123H144V125H143ZM146 123H147V124H146ZM192 123H193V124H192ZM197 123H198L199 125H198ZM235 123H236V124H235ZM249 123H250V124H249ZM251 123H252V124H251ZM133 124H130V125L134 126ZM136 124H135V125H136ZM195 124H196L197 127L194 126ZM254 124H255V125H254ZM121 125H122V124H121ZM121 125H120V126H121ZM142 125H143V126H142ZM145 125H147V128H146ZM211 125H212V126H211ZM213 125H214L215 127H214ZM220 125H222V126H220ZM247 125H248V126L250 125V126L248 127ZM36 126H35V127H36ZM120 126H119V128H117V129H120ZM124 126H125V128H126V130H127L126 124H124ZM124 126H123V127H124ZM156 126H157V128H156ZM158 126H159V127H158ZM168 126H169V127H168ZM177 126H179V129H178ZM201 126H202V125H201ZM204 126H202V128H203ZM230 126H231V127H230ZM239 126H240V127H239ZM180 127H181V128H180ZM216 127H217V128H216ZM220 127H221V128H220ZM226 127H227V128H226ZM46 128H47V127H46ZM109 128H110V127H109ZM125 128H122V131H121V129H120V131L123 132V131L125 130ZM155 128H156V129H155ZM189 128H191V130H189ZM231 128H232V129H231ZM236 128H237V129H236ZM255 128H256V129H255ZM47 129H48V128H47ZM47 129H46V130H47ZM146 129H147V131H146ZM149 129H150V130H149ZM171 129H172V130H171ZM197 129H198V130H197ZM217 129H218V132H217ZM226 129H227V131H226ZM228 129H229V130H228ZM230 129H231L232 131H231ZM160 130H162V128H161ZM169 130L172 131V133L169 132ZM196 130H197V131H196ZM200 130H201V129H200ZM115 131H116V130H115ZM178 131H181V132H178ZM230 131H231V132H230ZM236 131H238V132H236ZM254 131H255V132H254ZM116 132H117V131H116ZM121 132L118 131L117 134L120 135ZM139 132H141V134H140ZM155 132H156V133H155ZM187 132L189 133V135L191 134V138H195L196 135H197L198 138H199V136H202V134H203V136L201 137L202 139L199 138V139H201L200 141L198 140V138H197V139L195 138V139H194V143H192L193 140H192L191 138L188 139V140H190V142L192 143V145H191V143H190L189 141H188V143L190 144V146L193 147V148L190 149V152L192 151V149L196 148V149L194 150V154H193V152H191V153L188 154V153H186V152H189V150L187 151V149H184V148H186V146H188L187 148H190V147H189V144L184 146V141H187L186 138H188V137L186 136V135H188ZM194 132H196V133H194ZM233 132H234V133H233ZM252 132H253V133H252ZM154 133H155V134H154ZM165 133H166V134H167V133H169V134L171 133V134L173 135V136H171V138H169L170 136H167V138H166V139L169 141V142H168L169 144H168V143L166 144L167 140L165 139V137H166V134H165ZM173 133H174L175 135L177 134L179 139H180V137H181L182 140L184 139V135H185L186 137H185L184 141L181 142V144H180L179 141H180L181 139H180V140H179L178 138L173 139L172 137H176V136H174ZM192 133H193V134H192ZM231 133H232V134H231ZM147 134H146V136H149V135H150V134H149V135H147ZM157 134H158V135H157ZM162 134H164V135L162 136ZM169 134H167V135H169ZM214 134H215V133H214ZM121 135H122V133H121ZM194 135H195V136H194ZM215 135H216V134H215ZM215 135H214V136H215ZM223 135H224V134H223ZM138 136H139V137H138ZM192 136H193V137H192ZM219 136H221V137H219ZM149 137H150V136H149ZM146 138H147V137H146ZM205 138H206V136H205ZM221 138H222V140H221ZM232 138H233V139H232ZM149 139H150V138H149ZM149 139H146L145 141H147V140H149ZM169 139H170V140L173 139V140H171L173 143H172ZM254 139H256V141H255ZM122 140H123V141H122ZM156 140H157V139H156ZM165 140H166V141H165ZM204 140H205V139H204ZM231 140H232V141H231ZM129 141H130V142H129ZM164 141H165V142H164ZM196 141H197V144H195ZM215 141H214V143H215ZM218 141H217L216 144L220 143V142H218ZM261 141H262V142H261ZM126 142H127V143H126ZM147 142H149V141H147ZM178 142H179V143H178ZM209 142H210V141H209ZM260 142H261V143H260ZM1 143H3V142L1 141ZM145 143H146V142H145ZM170 143H171L172 145H170ZM223 143H224V141H222V144H220V145L218 144V146H222L221 149L218 148V150L223 151V148L225 147V144L223 145ZM258 143H259V144H258ZM262 143H263V144H262ZM105 144L107 145V143H104V145H102V147H101V144H100V145H99V148H101L102 150H104L106 147L108 148V147H109V146H108L109 144H108L107 146H106ZM151 144H152V143H150V145H149L150 148H147V146H145V147H146L147 149H149V150H147L146 153H144V154L147 155V154L150 153L149 155H147V156H146V155H145V156L143 155L142 152H145V150H144L145 147H144V149L141 148V150H143V151H141V154H142V155H140V156H135L134 159H132V157H129V156L123 157V158H122V159H123V162H121L122 165H120L121 163L116 162V163H119V166H118V167H121V166H124V162H125V160H126V162H127V159L129 160L128 163H127V165L129 164L128 166H131V167L133 168L134 177H135L134 179L137 181V183H138V181H140V182L138 183V184L140 185V186H138V187H140V188H141V186L143 185V181H144L143 178H144L145 180L151 178L150 180L153 181L154 176H152V175H154V172H155V171H153V169H155L154 167H156L155 165H157V163H158L157 161L159 160V158H158V160H156V159H157V158H156V154H158V157H160L159 153L162 151V150H158V149H160V148H158V147H157V148H154V147L157 146L155 143H154L155 145L153 144V145H154V147H153L154 149H153V148L151 147ZM178 144H180V145H178ZM182 144H183V145H182ZM185 144H187V142H185ZM261 144H262V145H261ZM2 145L4 146L5 144H2ZM146 145H147V144H146ZM193 145H194V146H193ZM231 145H232V146H231ZM256 145H257V146L260 145V146L256 147ZM3 146H0V147H2L3 150H4L5 147H3ZM6 146L8 147V145H6ZM25 146H26V145H25ZM105 146H106V147H105ZM230 146H231V148H230ZM7 147H6V148H7ZM103 147H104V148H103ZM177 147H178L179 151H177V150H178ZM183 147H184V148H183ZM2 148H0V152L3 151ZM110 149H113V146H112V145L110 146ZM156 149H157V150H156ZM256 149H257V150H256ZM258 149H259V150H258ZM107 150H108V149H107ZM153 150H154V151H153ZM155 150L158 151V153H156ZM181 150H182V151H181ZM218 150H216V151L214 150L212 153H210V154L207 156V160H208L209 157H210L211 159H209V161L213 160L214 163H215V162H218V163H219V162L223 159V152L221 153V151H218ZM175 151L178 152V153H176V155H174V152H175ZM180 151H181L182 153H181ZM24 152H25V151H23V152L21 153V155L24 154ZM26 152H27V151H26ZM147 152H149V153H147ZM152 152H154L153 155H151ZM183 152H184L185 155H183ZM232 152H233V153H232ZM258 152H259V153H258ZM2 153H3V152H2ZM2 153H0V155H1ZM32 153H33V150H31V154H32ZM180 153L182 154V157H181V155H180L179 157H180V159H181V158H182V159L179 161V160H178L179 158H177V160H176L175 157L177 156V154L179 155ZM165 154H164V155H165ZM24 155H26V154H24ZM24 155H22V157H23ZM151 156H152L153 158H150ZM174 156H175V157H174ZM185 156H186L187 158H186ZM143 157H144V158H143ZM145 157H146V158H145ZM147 157H149V158H147ZM154 157H155L156 159H154ZM164 157H165V156H163L162 159H165V158H166V157H165V158H164ZM184 157H185V158H184ZM124 158H125V159H124ZM137 158H139V159L141 158L142 160L136 162ZM203 158H204V159H203ZM130 159H131V162H132L133 160H135L133 163H137V165H138V163H139L140 165H141V163H142L143 168H145V167L148 168V169H145V171L147 170V171L145 172V174H146L147 172H151L150 170L153 168V169H152V171H153L152 173H153V174L151 173V174H152V175H151L152 177H151L150 175H147V174L145 175V177H143L144 175H141V177H140V173L142 172V170H141L142 168H141V167L139 168V166H138V169H137V168L135 169V167H137V166L133 164V165L135 166V167H133L132 163H129V162H130ZM139 159H138V160H139ZM144 159H145V160H144ZM166 159H167V158H166ZM184 159H185V160H184ZM231 159H232V162H230ZM149 160H150V161H149ZM160 160H161V159H160ZM160 160H159V162H160ZM167 160H169V159H167ZM202 160H205V156L202 157ZM120 161H121V160H120ZM143 161H144V163H145V161H146V164H144ZM161 161L163 162L164 160H161ZM173 161H174V162H173ZM110 162H111V161H108V164L111 165V166H113V167H115V164H114L115 162L112 161L113 165H112ZM126 162H125V165H126ZM140 162H141V163H140ZM147 162H149V164H147ZM156 162H157V163H156ZM167 162H168V163H167ZM234 162H236V164H235ZM0 163H1V162H0ZM25 163H27V162H25ZM163 163H165V162H163ZM180 163H181V164L183 163V164L181 165ZM27 164H28V165H27ZM27 164H24V166H23V168H22L23 171H24V176L21 177L22 181H21V179L19 178V180H18L17 182H18V184L21 183V185H22L23 183H25V181L28 182V183L24 184V186H25L26 188L28 187V188H27L28 190H27V189H25V190L31 192L32 189H34V188L40 186V185H38V184L42 181V179H44V178H43V177H44L43 175H45V174H43V173H41V172L38 171V165L36 164L35 159H31L30 161H28ZM150 164H151V167H152V168L149 166ZM152 164H154V167L152 166ZM158 164H159V163H158ZM169 164H170V165H169ZM176 164H177V165H176ZM188 164H189V165H188ZM237 164H238V165H237ZM26 165H27V168L30 167V168L28 169V171L30 170L31 173L34 172L33 175H32V176L30 175V176H31L32 178H35V180H37V181H35L34 179H32L30 176H28V175L30 174V172H29V173H26V170H27V169L25 168ZM117 165H118V164H117ZM117 165H116V167H117ZM144 165H145V167H144ZM180 165H181V166H180ZM191 165H192V164H191ZM232 165H233V166H232ZM28 166H29V167H28ZM176 166H178V167L175 168ZM187 166H188V167H187ZM2 167H3V166H2ZM116 167H115V168H116ZM149 167H150L151 169H150ZM186 167H187V168H186ZM24 168H25L26 170H25ZM108 168H109V167H108ZM111 168H112V167H111ZM111 168H109V170H108V172L111 171L110 173H112V172H116V173H118V172L120 171L119 168H116V169H114V168L111 169ZM185 168H186V169H185ZM1 169H2V168H1ZM104 169H105V168H104ZM178 169H179L180 171H179ZM101 170H103V169H101ZM134 170H136V171H134ZM169 170H170V171H169ZM188 170H189V172H187ZM1 171H2V170H0V174L2 173ZM97 171L99 172L100 170H97ZM97 171H96V172H97ZM104 171H107V168H106L105 170H103V172H104ZM176 171H177V172H176ZM181 171H182L183 174H184L185 172H186L187 174L185 173L184 176H182ZM96 172H94V173H96ZM100 172H101V171H100ZM103 172H102V173H103ZM106 173H107V172H106ZM137 173H138V174H137ZM142 173H143V172H142ZM177 173H178V174H177ZM188 173H189V174H188ZM41 174H43V175H42L43 177L41 176ZM86 174H87V175H86ZM86 174L83 176V179L81 178L80 180H81V181H82V180H83V181L86 180V182H88V183H87V186H86L84 183H83V184H82V183L79 184V181H80V180H79V181L76 180L77 183H76V181H75V182H72L73 185L76 184V186H77V188H76V186H75V188H76L77 190L73 189V194H74L75 199H81V197L84 196L83 198L86 197V198H85L86 200L84 199V201L88 202L90 194H91L92 192H95V195H96V197L98 198V200H97V199H96V200H97V202L99 201V202H98L99 204H100V202H102V200H103V202H102V205H103V206H105L106 204H108V205H106L104 208H106L107 206H109V203H112V202L114 203V199H115V200H116L115 204L117 205V206H115V207H117L118 210H119V207H120V212H121V210H122V211L124 210L123 212L126 213V216H127L126 218H130V217H128V215H127V213H128L127 210H131L130 213H128V214H131V213H132L131 215H129V216H132V217H133V218L131 217L132 220H134V218L137 217V216L135 217V216L133 215L134 212L132 211V209H133V210L136 209V207H137L136 205H137L138 203H140V202H141V199H143L144 197H141V199H140V196H141V195L139 194V193H140L139 190L134 191L135 188L138 189V187L136 186V185H137L136 181H134V182H135V185H134L135 188H133V189H134L133 191H132L131 189L128 190L127 188H126V190H125V188H124L123 191L120 190V189H115L116 191H117V190H118V191L120 190L121 192H120V193H119V192L115 193V194H116V196H115V194H114V197H115V198H112V199H111V198H109V196H110L109 193L111 192V189H110L109 185L107 184V183H109L110 181H109V180H106V179H104V178L101 179L100 177H102L103 174H101L102 176L100 175V177L98 176V179L96 178V176L98 175L97 173H96L97 175L95 174L96 176H95V175L93 176V177H95L96 179H94L93 177H91L92 173H90V174H89V173H86ZM149 174H150V173H149ZM179 174L181 175V177H183L182 180H183L184 177L186 176L185 179H184L185 182H184V180H183V181L181 180V177H180ZM233 174H234V175H233ZM135 175H136V176H135ZM187 175H188V176H187ZM189 175H190V176L192 175V176L190 177ZM27 176H28V177H27ZM85 176H88V177H85ZM89 176H90V179H89ZM138 176H139V177H138ZM171 176H172V177H171ZM173 176H174V178H173ZM176 176L179 177V179H178ZM235 176H236V177H235ZM259 176H260V178H259ZM2 177H4L3 174H1V177H0V183H1V184H0V185H1V186H0V188H1V189H0V264H7V263H9V262H10V264H13V263H14V264H27V263H28V264H47V262H49V261H51V260H55V259H56V258L54 259L55 254H56V249H55L56 247H55V246H57V244H56L57 240H56V239H57L58 237H59V239H62V236H63L64 231H65L64 228L67 227L65 224H67V223H68V224H67V225H68V228H66L67 231H66V233H65V236H66V237L68 236V237L66 238V237L64 236V242H66V241H65V239H66V240H67V243H68V242H70V243L73 242L74 245H76L77 243H78V244L81 243V246H82V248H83V251H84V249H86V248L88 249V245L86 244V240L88 239L89 236H92V235H93L90 231H88V227H89V226H86L88 223H89V225H90V222L88 221V218H89V215H88V214H89V213H87V215H84L85 212H84L83 209H82L81 211H83V212H80V211H79V212L76 213V215H75V214H72V215H71V219H72V220L69 219V220H70V221H69V220L67 219V220H68V221H67V220H66V216H67V214H68V209H66V206H65V205H64L63 208H62V205H63V204H60L59 202H57V200L55 201L56 198H55L54 195H52L53 193L51 194V197H49V196H48L49 198L47 197V200L50 201V199L54 197V198H53L54 201L52 200V202H47V200H46V203H47V204H44L45 200H43V199H45V198H43V199H42V198H40V199H39V198H34V199H33L34 196L31 195L33 200L30 199V198H31V196H29L30 192H29V194H28V192L26 193L25 190H22V188H23L22 186H20V187H21V191H18V193H19V192H22V193H21V195H22V194L25 192L24 194H27L26 197L29 196L30 198H29V197H28V198L24 197V198H26V200H27V199H29V200L26 201V202H24L25 204H23V205H22L23 202H21V205H22L23 208H22V207H19V206H21V205L18 206L19 201H17V200H20L21 198H18V197L16 198L15 195L18 196L20 193L18 194V193H16L17 191H15L16 194H15V195L13 194V193H14V190H16V189H14L15 187L13 188V186L15 185V182H13L14 185L10 187L11 184L9 185L8 182H12V181H9V180L6 181L5 179H2ZM29 177H30V178H29ZM40 177H42V178H41V181H40ZM45 177H47V176L45 175ZM137 177H138V178H137ZM149 177H150V178H149ZM84 178H85V179H84ZM86 178H87V179H86ZM99 178L102 180V183L105 182V183H103V185H105V186H100L101 188H100L99 186H94V183H95V182H96L97 185H98V183L101 182V181H99ZM136 178H137V179H136ZM139 178H140V179H139ZM203 178H204V177L201 178V181H202V180H204V181L207 180V179H205V178L203 179ZM213 178H215V177L213 176V177H211L210 180L208 179V180L206 181L207 183H209V185L212 186V187H209L210 189H208V196H209L208 198H209L210 200L212 199L213 195H211L209 192H211V193L213 194V191L215 192V188H217L216 185H218V183L215 184L214 180H212ZM25 179H26V180H25ZM141 179H142L143 181H142ZM172 179H173V180H172ZM1 180H2V181H1ZM16 180H17V179H15V181H16ZM45 180H47V178H46ZM45 180H44L43 182H41V183L43 184L44 182H46ZM92 180H93V181H92ZM96 180H98V182H97ZM104 180H105V181H104ZM150 180H147V181H144V182L150 184V182H152V181H150ZM171 180H172V181H171ZM176 180H177V181H176ZM186 180H187V181H186ZM211 180H212V181H211ZM234 180H235V179H234ZM257 180H258L259 182H258ZM263 180H264V179H263ZM4 181H6V182H4ZM19 181H20V182H19ZM30 181H31V182H30ZM32 181H33V182H32ZM38 181H40V182L38 183ZM81 181H80V182H81ZM83 181H82V182H83ZM90 181H91V182H94V183H91ZM204 181L201 182V186H199V185H198V186L201 187V188H202V186H204L203 184H205V186H206L207 183H204ZM215 181H216V180H215ZM22 182H23V183H22ZM29 182H30V183H29ZM34 182H36V184H37L38 186H36ZM181 182H184L186 185H185L184 183H181ZM110 183H111V182H110ZM141 183H142V184H141ZM166 183H167V184H166ZM174 183H173V184H174ZM202 183H203V184H202ZM212 183H213V184H212ZM4 184H6L7 186L9 185V187L12 188V190H10V189H9L7 186H5ZM28 184H30V185H28ZM33 184H34L35 186H34V188L32 187V189H31V187H29V186H31V185H33ZM88 184H90V185H88ZM96 184H95V185H96ZM177 184H179V185L177 186ZM182 184H183V185H182ZM214 184H215V185H214ZM255 184H256V185H255ZM27 185H28V186H27ZM84 185H85V187H84ZM99 185H102V184H99ZM163 185H164V186H163ZM213 185H214V186H213ZM257 185H258V186H257ZM82 186H83V187H82ZM165 186H166V187H165ZM168 186H169V188H168ZM170 186H171V187H170ZM215 186H216V187H215ZM260 186H261V187H260ZM3 187H5V188H3ZM6 187L8 188V191H7ZM17 187L20 188L18 185H16V188H17ZM86 187H88V188H86ZM178 187H179V188H178ZM213 187H215V188H213ZM78 188H79V189H78ZM81 188H82V189H81ZM84 188H85V189H84ZM102 188L105 189V190L107 189L109 193H108L107 190H106V191H104V192L102 191L103 195H101V194H102V193H101ZM140 188H139V189H140ZM163 188H164V189H163ZM167 188H168V190H167ZM13 189H14V190H13ZM30 189H31V190H30ZM109 189H110V190H109ZM183 189H184V192H185V188H183ZM183 189H182V190H183ZM197 189L199 190V188H196V191H198ZM9 190H10V191H9ZM18 190H19V189H18ZM80 190H81V191H80ZM83 190H84V192H83ZM90 190H91V191H90ZM98 190H99V191H98ZM164 190H165V191L167 190V191H169V192H167V191L165 192ZM203 190H204V189H202V190L200 189V190L198 191V195L202 196L201 192H202ZM256 190H257V191H256ZM1 191H2V192H1ZM79 191H80V192H79ZM86 191H88L89 195H86V194H88V193H86ZM124 191H125V192H124ZM129 191H130V192H129ZM178 191L173 192V193H177ZM260 191H261V192H260ZM3 192L5 193V195H4ZM8 192H9V194L12 192L11 195L13 194V199H14V198L16 199L15 203H13V204H16V205L19 207V208H18V209H19V210H18L19 212L17 211V209H15L14 205H12V207H11L12 209L16 210V211L14 212V213H15V218L12 217V216H14V213H13L14 210H11L10 207L7 206V204L9 205V203H8V202H9V199L12 198V196H10V195H7V196H6V194H7ZM76 192H77V193H76ZM82 192H83V193H82ZM137 192H138V193H137ZM181 192H182V191H181ZM186 192H185L184 195H186V194L189 195L190 192H188V193H186ZM199 192H200V193H199ZM107 193L109 194L108 197H106V196H107V195H106ZM173 193H172V195H171V198H169L170 195H169V197H168V198L171 199V200H173L174 198L177 199V197L179 198V195H182V194H183V193H180V194L178 195V193H179V192H178V193H177V196H176V194H173ZM259 193H260V194H259ZM24 194H23V195H24ZM31 194H32V192H31ZM75 194H76V196H75ZM80 194H81L82 196H81ZM83 194H84V195H83ZM163 194H167L166 197L163 196ZM77 195H78V196H77ZM85 195H86V196H85ZM97 195H98V196H97ZM100 195L103 196V197H101ZM104 195H105V196H104ZM139 195H140V196H139ZM174 195H175L176 197H175ZM188 195L185 196L186 198H185V197H183V198H184V199H188V197H189ZM8 196H10V197L8 198V202H7L6 200H7V197H8ZM80 196H81V197H80ZM87 196H88V198H87ZM138 196H139V198H137ZM172 196H174V198H172ZM262 196H263V197H262ZM21 197H23V196H21ZM164 197H165V198H164ZM235 197L237 198V196H236V195L233 196L234 200H235ZM5 198H6V199H5ZM24 198H23V199H24ZM99 198H100V199H99ZM104 198H106V201H105ZM15 199H14V200H15ZM23 199H21V200L23 201ZM36 199L39 200V201L42 200V202L44 201V202H43V205L41 204V206H42L41 209L44 207V205H46V206H45L46 208H43L44 210L42 209V211H41V210L39 209V210L41 211V213L43 212L42 214H40V212H39L38 209H34V206H35V205H36L35 208H39V207H37V206H38L37 204L41 203V202H39V201H37V202L34 201V200H36ZM87 199H88V200H87ZM109 199L112 200V201H110ZM139 199H140V200H139ZM175 199H174L173 201H171V200H170V201L168 200V202L166 201V204L169 203V205H170V204L172 203V204H171L172 206H170L169 208H168V206H167L168 204L166 205L167 207H166V206H163L164 203H162V205H161L160 203H157V204H160V205H161V206L159 205V208H160V207H161V208L166 207V209L168 208L169 210H168V209H167V211L165 210L166 213H168L169 211H171L172 209H174V208H172V207H174L173 205H176L175 207H176V209H177V207H178V206H177V203H179V202L182 203V202L184 201V199L182 200V196L180 197L181 200L178 199V201H177V200H175ZM261 199H262V200H261ZM10 200H11V201H14V200H12V199H10ZM21 200H20V201H21ZM24 200H25V199H24ZM108 200L110 201L109 203H108ZM138 200H139L140 202H138ZM29 201H30V202H29ZM33 201L36 202V204H35V203L33 204ZM174 201H176L177 203L173 204ZM27 202H28V203H27ZM31 202H32V203H31ZM38 202H39V203H38ZM53 202H54V203H53ZM104 202H105V203H104ZM158 202H160V201L158 200ZM170 202H171V203H170ZM11 203H12V202H10V204H11ZM30 203L33 204V206H31ZM49 203H52V204H49ZM103 203H104V204H103ZM113 203H112V204H113ZM5 204H6V205H5ZM53 204H54V205H53ZM86 204H88V203H86ZM86 204H85L86 209H84V210H86V212H87V210H88V212H89V210H90V209L92 210L93 207L89 206V205H91V204H89V205H87V206H86ZM155 204H156V203H155ZM155 204H154L153 206H156V207H157L158 205H155ZM130 205H132V207H131ZM133 205H134V206H133ZM164 205H165V204H164ZM259 205H258V207H259ZM263 205H264V204H263ZM10 206H11V205H10ZM17 206H16V208H17ZM27 206H28V208H29V207H30V208L28 209ZM135 206H136V207H135ZM162 206H163V207H162ZM8 207H9V209L12 211L11 213L9 212L10 210L8 209ZM13 207H14V208H13ZM64 207H65V208H64ZM85 207H84V208H85ZM90 207H91V208H90ZM126 207H127V210H125ZM134 207H135V208H134ZM156 207H155V208L152 207V208L157 209ZM24 208H25V209H24ZM26 208H27V210H26ZM32 208H33V209H32ZM89 208H90V209H89ZM161 208H160V210H163V209H161ZM170 208H172V209L170 210ZM22 209H24V210H22ZM64 209H66V211H64ZM7 210H9V211H7ZM21 210H22V211H21ZM32 210H36V211H35V212L33 211V212H34V213H33ZM37 210H38V211H37ZM91 210H90V211H91ZM5 211H6V212H5ZM25 211H26V213H25ZM46 211H48V212H46ZM126 211H127V212H126ZM134 211H136L137 214H138V212H139L138 209H136V210H134ZM145 211H146V210H145ZM147 211H151V212H152V209H151V210H147ZM147 211H146V212H147ZM154 211H155V215H156V217H155L154 214H147V213H149V212H147V213H146V212H142L141 214H142V215H143L144 213H145L144 215L147 214V218H151V217H149V215H151V216L154 215V217L152 216V217H153V218H152V221H153V219L155 220V218H156V219L158 218L157 220H158V222H160V219H161V218H159V217H157V216L162 217V215H165V214H162V213H165V212H164V211H159V209L154 210ZM176 211H177V210H176ZM176 211L173 212V210H172L173 213H172V212H171V213L169 212L170 215H172L171 217H173V215H174L175 217H177V218H179V216H181V217L179 218V219H181V218L186 214V213H184V214L182 213V214L180 215V214L176 213ZM8 212H9V213H8ZM21 212H23V213H21ZM29 212H31L32 214L29 213ZM37 212H39V213H37ZM63 212H65L66 214L64 215ZM151 212H150V213H151ZM156 212H157V214H156ZM161 212H162V213H161ZM227 212H228V214H230V210H229V211L227 210ZM227 212H226V213H227ZM231 212H232V211H231ZM12 213H13V215H12ZM24 213H25V214H24ZM49 213H50V214H49ZM83 213H84V214H83ZM139 213H140V212H139ZM158 213H159V214H158ZM175 213L177 214V216H176ZM5 214H6V215H5ZM9 214H10L11 216H10ZM20 214H22V215H20ZM30 214H31V215H30ZM137 214H135V215H137ZM141 214H140V215H141ZM25 215H26V216H25ZM140 215H138V219H139V216H140ZM144 215H143V216H144ZM166 215H168V214H166ZM170 215H168V218H167V217H166V218H165V217H162L163 220L166 219V220L163 222V223H165V224L162 223L164 226H167V224H168V226H169L168 220H169V216H170ZM63 216H64V218H63ZM68 216H69V214H68ZM68 216H67V218H69ZM85 216H86V217H85ZM87 216H88V217H87ZM90 216H91V215H90ZM124 216H125V215H123V217H124ZM9 217H11V218H9ZM123 217H122V220H120L121 223H122V221H125V222H126L127 220H129V219H127V220H123ZM186 217H187V216H186ZM21 218H22V219H21ZM26 218H27V219H26ZM126 218H124V219H126ZM131 218H130V220H131ZM164 218H165V219H164ZM184 218H185V216H184ZM188 218H189V217H187L186 220L184 219V222H183L184 224L179 222V223L181 224V226H179V227H183L184 225L186 226V225H187L186 222L188 221ZM61 219L63 220L62 223H60V221H62ZM84 219H85V220H84ZM140 219H141V222L144 221V220H143L144 218L141 217V216H140ZM140 219H139V220H140ZM173 219H174V220H173ZM173 219H172V220L177 224L176 221L179 220V219L176 220V218H174V217H173ZM9 220H10V221H9ZM19 220H20V221H19ZM21 220H22L23 223H21ZM59 220H60V221H59ZM64 220H65V221H64ZM73 220H74V221H73ZM83 220H84V221H83ZM130 220H129L128 222H132V221H130ZM135 220H136V219H135ZM139 220H136V222H134V223L138 225ZM150 220H151V219H150ZM172 220H169V222L174 223V222H172ZM182 220H183V219H182ZM182 220H179V221L182 222ZM263 220H264V219H263ZM71 221L74 222L73 225H72V222H71ZM137 221H138V222H137ZM145 221H146V223L149 222V221H147L146 219H145ZM218 221H219V220H218ZM6 222H7V223H6ZM46 222H48V223H46ZM128 222H127V223H128ZM161 222H162V219H161ZM161 222H160V223H161ZM11 223H12L13 225H11ZM20 223H21V224H20ZM25 223H26V224H25ZM63 223H64V225H62ZM84 223H86V225H85ZM127 223H126V224L123 223V229L121 228L122 225H119L120 228H121L122 230H121L120 228H118V226H117V225L120 224V223H117V225H116V227H115V231H117V232H115V233H116V234H121V233L118 232L119 230H121L122 233H123V232L125 233V231H123V230H124L125 228H126V230L129 228V229L127 230V231H129V232L127 233V231H126V233L129 235V236H127L128 238L131 237L132 233H131V234H129V233L132 232V229H133V227H134L135 224H134L133 227H132V224L130 225V223H128V225H127ZM142 223H143V222H142ZM144 223H145V222H144ZM144 223H143V224H144ZM146 223H145V224H146ZM151 223H153V222L150 221V223H147V224L152 225ZM154 223H155V222H154ZM171 223H170V224H171ZM188 223H189V221H188ZM7 224H8V225H7ZM14 224H15L16 226H15ZM47 224H48V225L50 224V226H48ZM69 224H70V225H69ZM147 224H146V225H147ZM180 224H178V225H180ZM189 224H190V223H189ZM192 224H193V223H192ZM198 224H199V223H198ZM261 224H262V223H261ZM55 225H57V226H55ZM79 225H80V226H79ZM91 225H92V224H91ZM124 225H125V226H124ZM172 225H173V224H171V226H172ZM178 225H176V226H178ZM193 225H195V224H193ZM193 225L190 224V226L194 227L195 229H197V228L199 229V227H200V228L202 227V225H201V226L195 225V226H198V227H195V226H193ZM262 225H263V226H261L260 229L262 230V231H261V234L264 236V232H263L264 229H262V228H264V222H263ZM9 226H10V227H9ZM17 226H18V227H17ZM46 226H47V228H46ZM65 226H66V227H65ZM93 226H94V227H93ZM126 226H127V227L130 226L131 228H130V227L127 228ZM173 226H175V225H173ZM173 226H172V227H173ZM185 226H184V227H185ZM190 226L188 225V228H187V227H186V228L189 230ZM44 227H45V228H44ZM50 227H51V228H50ZM86 227H87V228H86ZM95 227H96L95 225H92V230L95 229ZM184 227H183V228H184ZM192 227H191V228H192ZM11 228H13V229H11ZM49 228L51 229L52 232H55V231H56V232L58 233V235H59V234H60V235L57 236V237L55 238L56 242H55V244L53 243V244H54V247H52L51 249H48V250H47L48 252H47V251H45V249H46V245H47V242L50 241L49 243H51V240H52V238H48V239H47V233H48ZM62 228H63L64 230H63ZM84 228H85V229H84ZM89 228H91V227H89ZM10 229H11L12 231H10ZM57 229H58V230H57ZM75 229H76V230H75ZM116 229H119V230H116ZM184 229H185V228H184ZM195 229H193V231H194ZM198 229H197V230H198ZM60 230H61V231H60ZM84 230H86L88 233L85 232ZM95 230H96V229H95ZM185 230H186V229H185ZM188 230H186V232H187ZM191 230H192V229H191ZM200 230H201V229H199V231H200ZM15 231H16L17 233H16ZM45 231H46V232H45ZM97 231H98V234H97V235L99 236V232H100V231H99L98 228H97ZM97 231H94V232L97 233ZM199 231H198V232H199ZM230 231H231V234H232V230H230ZM233 231H235V230H233ZM12 232H13V233H12ZM83 232H84L86 235H84ZM189 232H191V235H192V236H193L194 234L197 235V234H196V231L193 232L194 234L192 233V231H189ZM198 232H197V233H198ZM262 232H263V233H262ZM79 233H81V234H79ZM96 233H95V234H96ZM115 233H114V234H115ZM187 233H188V232H187ZM234 233H235V232H233V235H235ZM44 234H46V235H45V236H46L45 238H44ZM61 234H62V235H61ZM87 234H89V235H87ZM90 234H91V235H90ZM95 234H94V235H95ZM114 234L112 235L111 238H112V239H115V238H116V240H115V241H114V240H111V242H113V241H114V242H118V241H117V238H119V237H117L118 235H116V234H115V236H114ZM127 234H123V236L126 237ZM236 234H237V233H236ZM76 235H78V237H77ZM80 235H81V237H82V235L86 236L85 240L83 239L84 237L82 238L84 243H82V240H79V239H78V238H81ZM195 235L193 236V237H195V240L193 241L194 243L192 242V243H193L192 245H194V246H190V245H189V247H188V246H185V245H184L185 248H184V247L181 248L183 251H182L181 249L179 250L180 255H179V253H178V254H177V257H176V258H177V262H179V264L181 263L180 261H182V262L184 263V260L186 261V262H185L186 264H194V263H195V264H230L231 262H232L231 264H234L235 259H233L232 256H230L231 254H228V256H227V253H228L229 251H231V250H229V248H231L230 246H224V249H223V247H222V250H220V252H218V250H215L217 253L212 249V251L216 253V254H215V253H213L212 251L209 252V249L211 250V247H212V245H210V244H214V245H215V243H213V241H209V242H208V241L204 240V241H205V242H204L203 239H201L202 242H201V240L196 241V239H197L198 236H195ZM198 235H199V233H198ZM28 236L30 237V239H29ZM60 236H61V237H60ZM73 236H74V238H73ZM98 236H95L96 238H95L94 236H92V237L94 238V242H93V240H92L93 243L91 242V245H90V246H92V245H93V246H92V247H89L90 250H87V249H86V250H87V253H83V255L85 254L83 258L86 257V258H88V259H91V257L93 256V255L91 256V255L89 254L90 251H91V248H93V250L95 249L94 252L91 251L93 254H96V255H94V257H96V256L99 255V254H98L97 252H95V251H99V250L102 251L103 249L105 250V248H106V247L104 248V245H105V244L102 246V241L98 239V238H100V236H99V237H98ZM113 236H114L115 238H113ZM123 236L121 237V235H120V237H121L120 239H121V240H122V239H123V240L125 239ZM188 236H189L190 238H193L192 236H190L189 233H188ZM244 236H245V235H244ZM244 236H243V237H244ZM249 236H250V235H249ZM7 237H9V238H7ZM75 237H77V238H75ZM92 237H90L89 239L91 240ZM127 237H126V238H127ZM189 237H188V238H189ZM43 238H44V241H43ZM72 238H73V240L76 241V242H74L73 240H72V241H69V240H71ZM238 238H239V239H238ZM241 238H242L241 236H238V237H237V239H238L239 241H242L243 239H246V240H247L248 237H247V238H243L242 240H240ZM259 238H262V236H260ZM5 239H6V240H5ZM31 239H32V240H31ZM35 239H36V240H35ZM49 239H50V240H49ZM59 239H58V241H59ZM89 239H88V240H89ZM95 239H98V240L95 241ZM248 239H249V238H248ZM48 240H49V241H48ZM55 240H52V241L54 242ZM88 240H87V241H88ZM90 240H89V242H87V243H90ZM260 240H261V242H260ZM260 240H259V242H258V245H256V246H258V248L256 247V249H255L253 246H251L250 249H249V250H251V251H249L250 254L248 253V256H249V257H252L251 260L254 258V260H252V261H250V260L247 259L249 262H253V261H254V262L251 263V264H264V237H263L262 239H260ZM8 241H9V242H8ZM80 241H81V242H80ZM100 241H101V242H100ZM262 241H263V242H262ZM37 242H38V243H37ZM97 242H98V243H97ZM195 242H196V243H195ZM243 242H245V240L242 241L241 243H243ZM5 243H6V244H5ZM14 243H15V244H14ZM67 243H66V244H67ZM94 243H96V245H95ZM100 243H101L100 248L102 247L101 249H99V245H100ZM197 243H198L199 245H198ZM201 243H203V244H201ZM206 243H207L208 246L206 245ZM9 244H10V245H9ZM13 244H14V246H13ZM85 244H86L87 246H86ZM196 244H197V245H196ZM209 245H210V246H209ZM16 246H17V247H16ZM33 246H34V247H33ZM35 246H36V247H35ZM84 246H86V247H84ZM199 246H201V247L204 246L203 248H205V249H207V250H203V248L201 249V247H199ZM206 246H207V247H206ZM11 247H13V248H11ZM14 247H16V248H14ZM18 247H19V248H18ZM95 247H97V248H95ZM44 248H45V249H44ZM186 248H187V249H186ZM190 248H191V249H190ZM212 248H215V249H216V245L213 246ZM253 248H254V249H253ZM3 249H5L6 252H5ZM20 249H21V250H20ZM225 249H228L229 251L226 250V253H225L224 255H222V254H223L222 252H224ZM252 249H253V250H252ZM39 250H40V251H39ZM104 250H103V251H104ZM223 250H224V251H223ZM88 251H89V253H88ZM101 251H100V252H101ZM206 251H208L209 253H207ZM54 252H55V253H54ZM205 252H206L207 254H206ZM4 253H5V254H4ZM13 253H14V254H13ZM16 253H17V254H16ZM101 253H102V252H101ZM211 253H212V254H211ZM24 254H25V255H24ZM26 254H27V256H26ZM43 254H48V255H43ZM97 254H98V255H97ZM184 254H186V255L184 256ZM209 254H210V255H209ZM217 254H219L220 257H218ZM220 254H221V255H220ZM7 255H8V256H7ZM178 255H179V258H178ZM189 255H190V256H189ZM212 255H213V258L211 257ZM216 255H217V256H216ZM14 256L16 257V259L14 258ZM18 256H19V257H18ZM182 256H183V257H182ZM207 256H208L209 258H211V259L209 260V258H206ZM214 256H215L216 258H215ZM48 257H49V258H48ZM249 257H247V258H249ZM7 258H9V259H7ZM52 258H53V259H52ZM92 258H93V257H92ZM183 258H184V259H183ZM222 258H223V259H222ZM25 259H26V260H25ZM50 259H51V260H50ZM194 259H195V260H194ZM214 259H215V260H214ZM224 259H225V260H224ZM230 260H231V261H230ZM195 261H196V262H195ZM203 261H204V262H203ZM208 261H209L210 263H209ZM233 261H234V262H233ZM2 262H4V263H2ZM5 262H6V263H5ZM75 262L78 263V261H75ZM75 262H73L72 264H74ZM188 262H189V263H188ZM202 262H203V263H202ZM222 262H223V263H222ZM79 263L82 264V262H79ZM79 263H78V264H79ZM183 263H182V264H183ZM177 264H178V263H177ZM248 264H249V263H248Z\"/></svg>", "mask_w": 264, "mask_h": 264}]
</instances>
